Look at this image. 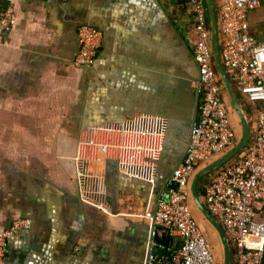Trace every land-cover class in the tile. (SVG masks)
Returning <instances> with one entry per match:
<instances>
[{
  "label": "crops",
  "instance_id": "0c3cea01",
  "mask_svg": "<svg viewBox=\"0 0 264 264\" xmlns=\"http://www.w3.org/2000/svg\"><path fill=\"white\" fill-rule=\"evenodd\" d=\"M261 3L249 26L264 43ZM13 11L0 46V231L18 218L33 226L9 240L6 259L144 264L152 237L143 216L153 212L199 117L187 1L15 0ZM82 24L102 30L103 40L96 63L78 67ZM142 115L166 119L156 183L123 174L114 160L93 162L88 169L101 178L108 212L86 204L73 168L75 140L91 125ZM256 210L264 221V203ZM153 240L174 249L181 243L162 228ZM251 243L264 251V239Z\"/></svg>",
  "mask_w": 264,
  "mask_h": 264
},
{
  "label": "built area",
  "instance_id": "2783aa9c",
  "mask_svg": "<svg viewBox=\"0 0 264 264\" xmlns=\"http://www.w3.org/2000/svg\"><path fill=\"white\" fill-rule=\"evenodd\" d=\"M14 1L0 0V46L7 43V34L15 23ZM214 2L221 61L244 112H250L247 117L252 124V137L238 156L213 172L203 199L234 245L235 264H261L263 252L252 246L251 240L264 239V221L257 219L256 210V203H264V43L250 32L249 17L262 3L261 0ZM187 4L193 13L188 38L199 77L200 114L191 127L186 152L172 169L153 212L143 216L152 237L144 264H216L211 240L191 204L190 185L202 165L239 143L214 60L212 24L205 1L188 0ZM78 39L80 48L73 64L94 65L102 45V30L82 24ZM165 134L166 119L151 115L121 124L89 126L75 140L72 156L82 200L108 212L101 178L88 169L93 162L114 160L123 174L155 184ZM32 226L29 218H18L0 231V264H18L6 259L9 240ZM156 228L164 229L169 238H180V246L174 249L159 245L153 240Z\"/></svg>",
  "mask_w": 264,
  "mask_h": 264
},
{
  "label": "water",
  "instance_id": "95a60500",
  "mask_svg": "<svg viewBox=\"0 0 264 264\" xmlns=\"http://www.w3.org/2000/svg\"><path fill=\"white\" fill-rule=\"evenodd\" d=\"M208 6H209V12L211 17V24H212V34H213V49H214V60L217 67V70L220 74V77L222 79V82L227 90L228 97L231 103L232 108L238 115V117L241 119V126H242V134L243 138L242 140L231 150L223 154L221 157L217 158L216 160L210 162L209 164L205 165L204 167L200 168L197 173L195 174L191 185V197L200 211L201 215L207 219V221L218 231L220 234V237L223 241V244L225 246V264H232L233 259V251H232V245L229 239V236L227 234V231L223 224L212 214V212L208 209L207 205L205 204L204 199L202 196H200L198 191V184L199 182L205 178L207 175L211 174L212 172L216 171L217 169L225 166L227 163H229L231 160H233L236 156H238L250 143L251 137H252V125L251 122H249L248 117L246 113L244 112V109L241 105V103L238 100V97L236 96L234 89L232 87V84L230 82V79L228 77V74L224 68V65L221 61L220 56V45H219V27H218V15L217 10L215 6L214 0H207ZM199 79V77H198ZM201 105V98L200 93L197 88V109ZM198 116L200 114V111H198ZM264 264V251H263V257H262V263Z\"/></svg>",
  "mask_w": 264,
  "mask_h": 264
},
{
  "label": "rangeland",
  "instance_id": "374dc122",
  "mask_svg": "<svg viewBox=\"0 0 264 264\" xmlns=\"http://www.w3.org/2000/svg\"><path fill=\"white\" fill-rule=\"evenodd\" d=\"M227 100L230 104L228 96H227ZM232 116L235 117V119H233V125H234L235 130H237V137H238V140L240 142L243 138L241 119L238 117V115L236 114V112L233 109H232ZM191 204L193 207H195L196 212H198L201 215L200 211L198 210V208L194 204L193 200L191 201ZM202 223H203L205 229L211 235V237H209V238H210L211 243L213 245L214 251L216 253L218 252L220 254L221 264H225V254H226L225 253V246H224L223 241L220 237V234L212 225H210V223L204 217L202 218ZM256 239L260 240L259 238H256Z\"/></svg>",
  "mask_w": 264,
  "mask_h": 264
},
{
  "label": "trees",
  "instance_id": "16d2710c",
  "mask_svg": "<svg viewBox=\"0 0 264 264\" xmlns=\"http://www.w3.org/2000/svg\"><path fill=\"white\" fill-rule=\"evenodd\" d=\"M186 1L188 2V0H186ZM241 105H242V107H243V104H241ZM246 114H247V116L249 117L250 112H249V111H246ZM251 125H252V124H251ZM204 166H205V165H202L200 168H202V167H204ZM212 175H213V172H212L211 174L207 175L205 178H203V179L199 182V184H198V191H199L200 196H202V197L205 196V193H206L205 187H206V185L209 183V181H210ZM191 201H192V198H191ZM195 214L200 218V220H201V222H202V218H203V216L200 215L198 212H196V210H195ZM210 225H211V224H210ZM206 231H207V230H206ZM207 235L210 237V234H209L208 231H207ZM231 245H232V251H233V254H234V252H235V248H234V245L232 244V242H231ZM213 250H214V249H213ZM214 253H215V256H216V264H221L220 254H219L218 252L216 253L215 251H214Z\"/></svg>",
  "mask_w": 264,
  "mask_h": 264
}]
</instances>
